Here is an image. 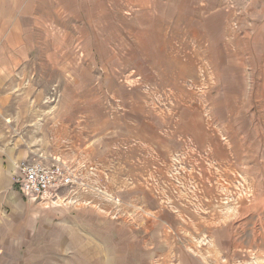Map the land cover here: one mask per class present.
Instances as JSON below:
<instances>
[{"label": "rangeland", "instance_id": "obj_1", "mask_svg": "<svg viewBox=\"0 0 264 264\" xmlns=\"http://www.w3.org/2000/svg\"><path fill=\"white\" fill-rule=\"evenodd\" d=\"M62 5L27 38L0 129L77 183L47 205L46 252L32 238L14 264H198L207 240L264 254V0Z\"/></svg>", "mask_w": 264, "mask_h": 264}, {"label": "crops", "instance_id": "obj_2", "mask_svg": "<svg viewBox=\"0 0 264 264\" xmlns=\"http://www.w3.org/2000/svg\"><path fill=\"white\" fill-rule=\"evenodd\" d=\"M62 4L63 0H0V115L6 113V105L16 98L8 89L12 87L14 69L28 64L25 54L33 51L27 38L34 29L45 31L48 12H62ZM59 63L62 66V61ZM2 131L0 129V264H14L15 260L30 259L32 238H36V244H43V252H46L47 234L51 236L52 230L54 236L57 233L51 226L48 229L47 223L51 221L48 217H59L62 210L42 206L16 189L13 183L16 165L25 156L16 152L13 142L8 141ZM60 230L59 238L62 239L63 231ZM224 250L218 248L216 240H207L206 245L199 246V255L192 257L198 264H264L262 253L237 247Z\"/></svg>", "mask_w": 264, "mask_h": 264}, {"label": "built area", "instance_id": "obj_3", "mask_svg": "<svg viewBox=\"0 0 264 264\" xmlns=\"http://www.w3.org/2000/svg\"><path fill=\"white\" fill-rule=\"evenodd\" d=\"M16 189L26 198L43 205L56 203L66 189L76 183V174L66 162L53 157L21 161L13 177Z\"/></svg>", "mask_w": 264, "mask_h": 264}]
</instances>
